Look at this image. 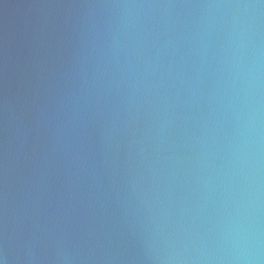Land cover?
Listing matches in <instances>:
<instances>
[{
  "label": "water",
  "instance_id": "95a60500",
  "mask_svg": "<svg viewBox=\"0 0 264 264\" xmlns=\"http://www.w3.org/2000/svg\"><path fill=\"white\" fill-rule=\"evenodd\" d=\"M6 264H264V0H0Z\"/></svg>",
  "mask_w": 264,
  "mask_h": 264
},
{
  "label": "clouds",
  "instance_id": "9594fccd",
  "mask_svg": "<svg viewBox=\"0 0 264 264\" xmlns=\"http://www.w3.org/2000/svg\"><path fill=\"white\" fill-rule=\"evenodd\" d=\"M0 264H6V260L3 255H0Z\"/></svg>",
  "mask_w": 264,
  "mask_h": 264
}]
</instances>
